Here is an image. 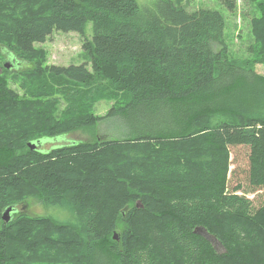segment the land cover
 <instances>
[{"label":"trees","instance_id":"1","mask_svg":"<svg viewBox=\"0 0 264 264\" xmlns=\"http://www.w3.org/2000/svg\"><path fill=\"white\" fill-rule=\"evenodd\" d=\"M147 4L0 3V264H264V1L244 61L228 58L220 12ZM88 23L91 68L50 65L36 48ZM102 101L114 105L97 117ZM107 119L121 138L29 147ZM232 147L249 150L245 185H231ZM29 198L75 220L19 213Z\"/></svg>","mask_w":264,"mask_h":264},{"label":"rangeland","instance_id":"2","mask_svg":"<svg viewBox=\"0 0 264 264\" xmlns=\"http://www.w3.org/2000/svg\"><path fill=\"white\" fill-rule=\"evenodd\" d=\"M141 6H147L153 2V0H137ZM236 10L230 12L222 4L221 0H173L178 6H182L188 12H195L199 9H210L220 12L225 21V38L228 45V58L232 61H244L250 60L251 57L248 54L247 47L252 44L253 36L251 30V19L258 13V4L264 0H235ZM3 0H0V3ZM93 35L92 23H88L84 35L76 32H57L47 39L45 43H37L36 48L45 53V58L48 64L57 66H71L88 64L91 68V60L88 53L83 49L85 40H91ZM0 48L2 49L1 45ZM8 59L6 56L0 55V65H5ZM13 64V70L14 63ZM6 67V66H5ZM23 66L21 65L20 69ZM19 68V67H18ZM256 72L264 76V64H257L255 66ZM11 87L16 90H20L21 79L19 82L14 80L13 76H8ZM20 83V84H19ZM114 102L102 101L94 108V114L97 117L105 116L112 108ZM63 108H61L62 111ZM123 136L122 127L113 119H107L99 122L94 128L90 129H76L63 137H54L41 140V146L43 151H49L52 148L70 145L76 142H93L99 140H111L118 139ZM248 155L249 150L245 147H232L231 148V185H245L248 177ZM240 195L246 194L248 198H255V193H251L247 186L243 187ZM260 200L257 205L264 203V190L260 191ZM58 207H45L39 200L35 198H29L22 202L18 207L19 213L26 214L28 216H51L59 221H74L75 215L66 208ZM118 236V234H117ZM212 244L213 241L211 240ZM220 244V242H218ZM219 244L214 246L219 252H222V247ZM75 264V263H73Z\"/></svg>","mask_w":264,"mask_h":264},{"label":"water","instance_id":"3","mask_svg":"<svg viewBox=\"0 0 264 264\" xmlns=\"http://www.w3.org/2000/svg\"><path fill=\"white\" fill-rule=\"evenodd\" d=\"M6 67L7 68H10V65L9 64H6ZM40 144L39 143H36V144H34V145H30V148L32 149V150H34V149H36L38 146H39ZM15 209L14 208H12V207H10L6 212H5V214H4V216H3V219H4V222L5 223H9L11 220H12V216L10 215V212L11 211H14ZM196 234H199V235H201V236H203L204 238H206L208 241H210L211 242V240L213 241V244L215 245V244H219L218 243V241H217V239H215L206 229H204V228H197L196 229ZM114 240H119L118 239V236H117V234L115 233L114 234ZM212 243V242H211ZM220 245V244H219ZM221 246V245H220Z\"/></svg>","mask_w":264,"mask_h":264},{"label":"bare ground","instance_id":"4","mask_svg":"<svg viewBox=\"0 0 264 264\" xmlns=\"http://www.w3.org/2000/svg\"><path fill=\"white\" fill-rule=\"evenodd\" d=\"M36 143H39V144H40V142L30 143V144H29V147H30V145H34V144H36ZM39 146H40V145H39ZM8 209H9V208H8ZM8 209H7V210H8ZM7 210H6V211H7ZM6 211H5V212H6ZM5 212H4V214H5ZM14 213H16V211H11V212H10V215L12 216V214H14ZM4 214H3V216H4ZM3 216H2V218H3ZM3 220H4V219H3Z\"/></svg>","mask_w":264,"mask_h":264}]
</instances>
